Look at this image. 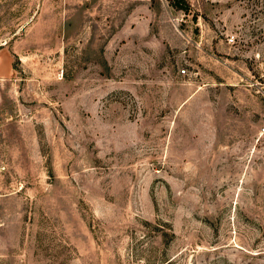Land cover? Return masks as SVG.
I'll return each mask as SVG.
<instances>
[{
	"label": "rangeland",
	"instance_id": "374dc122",
	"mask_svg": "<svg viewBox=\"0 0 264 264\" xmlns=\"http://www.w3.org/2000/svg\"><path fill=\"white\" fill-rule=\"evenodd\" d=\"M187 1L0 0V264H264V0Z\"/></svg>",
	"mask_w": 264,
	"mask_h": 264
},
{
	"label": "crops",
	"instance_id": "0c3cea01",
	"mask_svg": "<svg viewBox=\"0 0 264 264\" xmlns=\"http://www.w3.org/2000/svg\"><path fill=\"white\" fill-rule=\"evenodd\" d=\"M13 59L12 50L0 42V78L10 76L13 73Z\"/></svg>",
	"mask_w": 264,
	"mask_h": 264
},
{
	"label": "trees",
	"instance_id": "16d2710c",
	"mask_svg": "<svg viewBox=\"0 0 264 264\" xmlns=\"http://www.w3.org/2000/svg\"><path fill=\"white\" fill-rule=\"evenodd\" d=\"M170 3L176 8L183 9L184 11L189 9V3L187 0H170Z\"/></svg>",
	"mask_w": 264,
	"mask_h": 264
},
{
	"label": "built area",
	"instance_id": "2783aa9c",
	"mask_svg": "<svg viewBox=\"0 0 264 264\" xmlns=\"http://www.w3.org/2000/svg\"><path fill=\"white\" fill-rule=\"evenodd\" d=\"M185 70V68H182V71H184Z\"/></svg>",
	"mask_w": 264,
	"mask_h": 264
}]
</instances>
